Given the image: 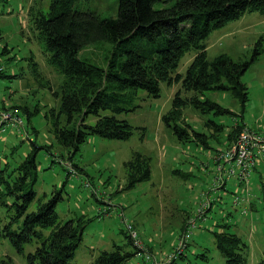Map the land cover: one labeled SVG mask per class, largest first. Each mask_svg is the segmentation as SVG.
Returning a JSON list of instances; mask_svg holds the SVG:
<instances>
[{"label":"trees","instance_id":"obj_1","mask_svg":"<svg viewBox=\"0 0 264 264\" xmlns=\"http://www.w3.org/2000/svg\"><path fill=\"white\" fill-rule=\"evenodd\" d=\"M88 1L51 0L46 11L34 7L29 10L31 37L41 42L47 63L63 75L58 90L53 92L57 107L45 116L51 119L54 135L66 151L62 155L76 168L79 165L74 158L91 137L125 140L132 136L134 126L121 116L132 111L129 106L139 91L159 97L163 83L180 85L162 120L180 140L194 139L204 146L208 134L185 120V107L191 106L201 114L234 113L207 97L206 92L211 90L230 91L246 106L248 87L242 76L264 51L263 42H256L252 60H236L227 53L209 58L207 39L214 30L246 12L259 10L264 14V0H117L114 16L83 8ZM99 42L110 45L103 64L82 55L86 47ZM10 50L6 44L0 53L7 55ZM188 52L193 53L192 61L181 71L180 61ZM30 59L34 60L36 75L42 76L39 63L34 56ZM3 76L5 70L0 72ZM14 108L23 117V107L0 105V109ZM37 113L38 107L28 112L27 124L20 127L28 137L27 126ZM209 123L216 135L225 130L226 124L213 119H208ZM235 126L229 138L244 128L241 122ZM33 130L37 134L35 127ZM29 139L32 147L20 162H0V239L7 238L20 254L32 245L34 250L26 253L27 264H72L91 220L84 216L60 219L57 204L63 198V189L54 187L50 197H38L37 155L42 149L51 152L52 146L37 145L33 137ZM124 166L127 182L123 188L152 178V157L146 153L133 151ZM186 226L187 222L183 230ZM218 227L213 234L226 262L247 264L250 244L232 231L230 223L221 222ZM126 234V242H114L111 248L102 249L92 264H127L133 257L149 264L138 256L139 248L128 231ZM0 264L15 262L6 256L0 258ZM257 264H264V258Z\"/></svg>","mask_w":264,"mask_h":264},{"label":"rangeland","instance_id":"obj_2","mask_svg":"<svg viewBox=\"0 0 264 264\" xmlns=\"http://www.w3.org/2000/svg\"><path fill=\"white\" fill-rule=\"evenodd\" d=\"M50 1L0 0V52L6 44L11 49L7 55L0 53V65L4 66L6 72V76L0 77V100L9 98L7 103L11 107H23V126L25 122L27 124V113L37 107L39 109V113L31 116V125L27 126L29 137L21 128L15 135L12 128L6 132L0 131V162L4 164L7 159L12 163L20 162L32 147L30 137L37 145L52 146L51 152L42 149L37 155L38 197H50L54 187L63 189V198L57 204L60 219L84 216L91 220L86 225L83 241L72 264H92L102 249L111 248L114 242H126V224H132L139 231L150 253L157 257L166 255L174 250L179 233L184 231L176 215L182 214L184 210L194 212L202 189L206 190L214 180L211 152L221 146L219 141L224 147L225 139L236 140L240 131L233 133L230 138L227 133L237 121L247 128L264 132V51L242 76L249 97L245 107L230 91L211 90L206 92L207 97L234 113L201 114L191 106L184 108L185 120L199 132L208 134L207 146L194 139L180 140L164 123L162 117L171 109L173 97L180 85L163 83L159 97L139 91L129 106L132 111L122 114L121 117L135 128L131 137L125 140L91 137L74 158V162L79 165L76 168L62 155L66 151L54 135L51 119L45 116L52 107H57L53 92L58 90L63 75L47 63L43 46L35 37H31L34 34L29 26V10L34 7L46 11ZM116 4L117 0H90L83 4V8L95 9L104 16H114ZM259 40L264 44V14L259 10L249 11L211 33L207 39L208 56L213 58L227 53L236 60H252ZM109 48L108 43L99 42L86 47L82 55L103 64ZM31 56L39 63L38 69L42 76L36 75ZM192 58V52L186 53L179 69L185 71ZM14 74H20L21 77H11ZM208 119L226 124V129L217 131L216 135L213 124H206ZM4 136L7 140L1 139ZM15 146L17 148L11 153ZM133 151H141L152 157V178L126 189L122 188L127 182L124 163ZM207 165L208 170L205 172ZM74 169L79 170V173H73ZM176 169L182 172L174 173ZM86 182L90 185L87 186ZM167 185L168 191L172 188V192L162 191ZM251 195L252 208L241 205V201L236 206L230 194L227 202L210 211L209 215L213 218L209 220H221L224 212H231L233 220L229 222L227 218V222L231 224L232 231L250 244L247 264H257L264 258V165L251 177ZM105 197L106 201L103 199ZM110 200L119 209V214L117 211H108L109 207L114 208ZM244 207L248 212H242ZM171 215L176 218L170 219ZM207 224L203 227L197 225L193 229L188 252L184 257H179L176 264H228L217 248L211 224ZM143 234L148 242L154 243L159 249H153L144 240ZM32 250L34 247L28 245L25 253L20 254L7 238L0 239V258L11 256L15 264H27L26 253ZM139 262L138 257H133L127 264Z\"/></svg>","mask_w":264,"mask_h":264},{"label":"built area","instance_id":"obj_3","mask_svg":"<svg viewBox=\"0 0 264 264\" xmlns=\"http://www.w3.org/2000/svg\"><path fill=\"white\" fill-rule=\"evenodd\" d=\"M3 65H0V72L4 71ZM23 127V117L16 109H0V131L6 132L9 129ZM264 153V132L244 128L230 147L220 152L218 155V164L216 166V180L219 184L224 183L230 177H236L239 181L247 182L253 167L256 164L257 155ZM73 173H76L73 171ZM89 186L90 183L86 182ZM241 198L237 195L233 203L239 204ZM209 206L208 200L203 206L190 216L187 220L185 230L178 237V244L174 250L166 255L157 257L148 251L142 240L139 231L132 227V224H126L127 231L131 235L135 246L139 249L138 256H143L151 264H174L180 256L184 254L187 245L191 240L193 229L201 219H205L206 210ZM242 212H247L244 207Z\"/></svg>","mask_w":264,"mask_h":264},{"label":"crops","instance_id":"obj_4","mask_svg":"<svg viewBox=\"0 0 264 264\" xmlns=\"http://www.w3.org/2000/svg\"><path fill=\"white\" fill-rule=\"evenodd\" d=\"M7 98V97H6ZM12 98V97H11ZM8 100H9V98H7V99H2V100H0V105L2 104V103H5L6 105H8ZM236 123H238V121L236 122ZM234 124V125H237V124ZM22 128V127H21ZM244 128H247L246 126H245V124H244ZM225 129H226V127H225ZM232 129V128H231ZM230 129V130H231ZM230 130L228 131V133H227V135L229 134V132H230ZM19 131H20V129H18V128H13V134L15 133V134H18L19 133ZM14 134V135H15ZM229 138V137H228ZM1 139H4V140H7V138L4 136L3 138H1ZM233 141H235L234 139H233ZM233 141L231 140V141H229V139H225V142H226V144H225V146L224 147H222V141L220 142L219 141V144H221V146L219 145V146H217V148H214L213 149V153L211 152V161L213 162V166H212V172L214 173V180H213V182L211 183V184H209V187L205 190V189H202V191H201V193L199 194V196H198V201H197V203H198V206L196 207V209L194 210V212H189V211H186V210H184L183 212H182V214H179V215H176V216H178L177 217V220H178V222L179 223H181V228H182V230L184 229V227H185V223H186V218H188L189 216H191V215H194V213H195V211L204 203V201L205 200H208V202H209V206H208V208H207V210H206V217H205V219H201V220H199L200 221V223L199 224H197L198 226H207V225H209V224H207V222L208 223H210L211 224V228L210 229H213V230H216V229H218L219 227H218V225H219V223H221V222H227V218L229 219V222H231V219L233 220V218H232V214H231V212H228V213H223V215H224V218H222L221 220H209V218H213V216H210L209 215V213H210V211L215 207V206H217V205H221V204H223V203H225V202H227V197L231 194V195H233V199H234V197H235V195L237 196V195H239L240 196V198H241V205H245L247 208H249V207H251L252 208V203H253V197H252V195H251V177H252V175L255 173V172H257L260 168H261V166L262 165H264V153H259L258 155H257V160H256V164H255V167L253 168V170H252V172H251V175H250V177H249V179L247 180V182H242V183H240L239 181H238V179L236 178V177H230V178H228L224 183H222V184H219L218 182H217V180L215 179V168H216V166H217V164H218V162H219V160H218V155L220 154V152L221 151H223V150H225V149H227L228 147H230L231 145H232V143H233ZM224 143V142H223ZM211 147V146H210ZM219 147H222V148H219ZM208 170V165L207 166H205V172ZM176 172H182L181 170H179V169H176V170H174V173H176ZM76 174H77V172H76ZM121 186V185H120ZM124 186L122 185V188H123ZM168 188H169V185H167L166 187H165V189L164 190H162V191H164V193L165 192H172L173 190H172V188H171V190L170 191H168ZM218 197V200H216L215 201V199ZM105 201H106V197L105 198H103ZM234 201V200H233ZM110 202H111V200H110ZM111 206H113V204H112V202H111ZM236 206H239V205H236ZM236 206H234V204H233V207L234 208H236L237 209V207ZM114 207V206H113ZM235 209V210H236ZM108 211H113V212H115L116 213V211L118 212L117 214H119V209L118 208H116V207H114V208H112V209H110V207L108 208ZM197 212V211H196ZM247 212H248V209H247ZM176 216L175 215H171L169 218L170 219H172V217H174V218H176ZM226 217V218H225ZM234 217V216H233ZM173 218V219H174ZM178 218H180V219H178ZM180 220H181V222H180ZM202 223H205L204 225L202 224ZM179 235H180V233H179ZM179 235H178V237H179ZM143 237H144V234H143ZM144 240L146 241V242H148V240L147 239H145V237H144ZM153 240V239H152ZM154 241V240H153ZM149 244H151V246H153V249H155V248H158V246L157 245H154V243H150V242H148ZM190 243H191V241H190ZM189 243V244H190ZM190 246V245H189ZM189 246H188V248L186 249V251L184 252V254L182 255V257H184L186 254H187V252H188V249H189ZM159 249V248H158ZM140 260V259H139ZM148 263L149 264H151V262H149L148 261ZM177 263V262H176ZM175 263V264H176ZM138 264H144L141 260H140V262L138 263Z\"/></svg>","mask_w":264,"mask_h":264}]
</instances>
